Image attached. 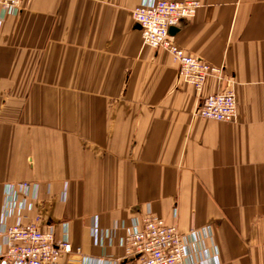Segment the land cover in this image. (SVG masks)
I'll return each mask as SVG.
<instances>
[{"label":"crops","instance_id":"crops-1","mask_svg":"<svg viewBox=\"0 0 264 264\" xmlns=\"http://www.w3.org/2000/svg\"><path fill=\"white\" fill-rule=\"evenodd\" d=\"M142 1L0 6V239L7 187L30 182V216L73 246L59 264L124 261L120 240L147 213L210 227L222 264H264V0H201L175 28L189 55L225 69L202 93L144 45ZM230 86L236 121L196 116Z\"/></svg>","mask_w":264,"mask_h":264},{"label":"built area","instance_id":"built-area-1","mask_svg":"<svg viewBox=\"0 0 264 264\" xmlns=\"http://www.w3.org/2000/svg\"><path fill=\"white\" fill-rule=\"evenodd\" d=\"M23 1L0 0V6L9 15L17 14ZM201 6L200 0H143L133 11L143 43L167 51L178 67L179 78L199 93L209 79L224 80L225 69L189 55L175 42L170 30L195 17ZM195 114L217 122L236 121L238 101L234 88L230 86L203 96ZM37 187L30 182L7 187L1 219L0 264H59L64 254L73 252L68 240L56 239L54 226L44 228L41 216H30L34 205L29 199L34 198ZM101 237L96 223L93 231L95 243H99ZM120 242L126 249L124 261L103 257L97 264H222L210 227L184 233L151 213L136 221ZM75 250L81 253L79 248ZM82 264H94V260L83 257Z\"/></svg>","mask_w":264,"mask_h":264},{"label":"water","instance_id":"water-1","mask_svg":"<svg viewBox=\"0 0 264 264\" xmlns=\"http://www.w3.org/2000/svg\"><path fill=\"white\" fill-rule=\"evenodd\" d=\"M140 27V26H139ZM176 32V29L175 28H172L171 30H170V34L172 35V34H174Z\"/></svg>","mask_w":264,"mask_h":264},{"label":"rangeland","instance_id":"rangeland-1","mask_svg":"<svg viewBox=\"0 0 264 264\" xmlns=\"http://www.w3.org/2000/svg\"><path fill=\"white\" fill-rule=\"evenodd\" d=\"M201 1V0H200ZM202 3V2H201ZM145 45V44H144ZM212 79V78H211Z\"/></svg>","mask_w":264,"mask_h":264}]
</instances>
